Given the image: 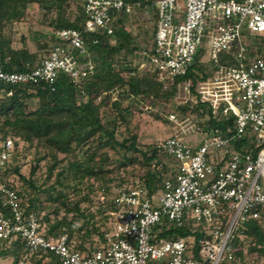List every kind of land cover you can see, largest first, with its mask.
<instances>
[{"label": "built area", "instance_id": "1", "mask_svg": "<svg viewBox=\"0 0 264 264\" xmlns=\"http://www.w3.org/2000/svg\"><path fill=\"white\" fill-rule=\"evenodd\" d=\"M78 1L84 12L83 32H105L110 41L114 14L132 10L125 0ZM155 4L152 44L140 50L139 70L153 73L167 88L206 52L213 72L196 81L194 93L190 81L179 83L181 93L175 100L184 94L192 96L184 101L198 97L213 113L232 117L233 128L225 133L215 128L209 136L191 139L182 130L156 140L153 146L176 161L175 173L162 179L152 196L145 195L137 179L119 188L112 195L117 208L102 227L96 250H79L66 235H45L41 215L25 212L17 189L0 177V252L20 243L24 255L16 264H36L49 253L58 264H241L233 250L237 232L254 221L264 233V0ZM83 32L56 30L60 40H69L67 46L51 48L30 71L7 72L0 64V81L52 83L57 70L74 78L85 75L84 68L94 65L75 57L87 53ZM249 35L263 39L261 54L248 55L244 37ZM222 52H230L233 62L221 63ZM168 119L177 123V114L169 113ZM0 147L2 167L12 155V141L6 139ZM184 225L193 233L190 242L184 236L161 235ZM259 247L262 252L251 255L264 264V244Z\"/></svg>", "mask_w": 264, "mask_h": 264}, {"label": "trees", "instance_id": "2", "mask_svg": "<svg viewBox=\"0 0 264 264\" xmlns=\"http://www.w3.org/2000/svg\"><path fill=\"white\" fill-rule=\"evenodd\" d=\"M125 1L132 5V10L114 14L111 42L110 35L105 32H83L84 12L78 0H0V64L4 71H30L51 48L61 44L67 46L68 39L60 40L55 35L58 29L83 32L87 53H76L75 57L79 62L90 61L94 65L92 69L84 68L86 74L77 78L57 70L52 83L44 80L20 84L0 81V140L10 139L13 144L10 157L13 161L0 167V177L8 186L17 189L25 212L35 211L39 215L43 212L45 235H66L76 241L79 250L99 248L101 229L117 208L111 196L114 185L137 179L145 195L152 196L160 188L161 180L176 171L177 163L172 157L156 149L154 142L140 143L137 133L131 132L129 126L135 111L142 110L141 104L149 108L158 103L163 106L175 104L176 96L181 93L179 83L190 81L194 93L196 81L213 72L209 62L200 61L199 54L186 72L167 88L153 73L139 70L133 62L138 45L126 21L132 17V26L141 29L143 35L146 34L142 29L144 23L148 22L151 32L155 31L156 4L155 0ZM33 4L41 10V16L40 29L29 32L37 49L30 52L25 48L27 37L24 34L21 35L24 47L12 46V26L26 21L29 6ZM147 13L151 14L150 19L146 18ZM262 42L263 39H259L257 43L246 44L248 55L261 54ZM150 46L149 43L147 49ZM224 60L225 63L233 62L230 52L220 53V62L224 63ZM32 103H36L33 108ZM150 112L155 118L163 119L159 113ZM168 112H176L184 119L194 115L196 133L200 131L202 136L211 135L215 128L222 133L233 128L232 117L213 113L210 105L198 97L175 104ZM169 113L164 118L167 123L170 122ZM118 128L122 131H117ZM30 147L39 154L35 159L37 162H47L43 184H49L45 187L31 178L36 166L31 168L29 177L20 173L21 160L27 156ZM14 175L19 177L21 184L10 179ZM41 194H44L43 199ZM94 205L95 210L91 209ZM47 207L51 210L45 213ZM50 213H53L52 219ZM69 213L72 214L70 218ZM244 226L252 241L247 253L260 254L262 248L259 245L264 244L260 225L247 221ZM174 232H177L175 238L193 234L184 225L161 235L171 237ZM11 248L16 264L24 250L20 243H13ZM235 254L240 259L244 255L240 250ZM41 263L58 264V261L49 253L36 259V264Z\"/></svg>", "mask_w": 264, "mask_h": 264}, {"label": "rangeland", "instance_id": "3", "mask_svg": "<svg viewBox=\"0 0 264 264\" xmlns=\"http://www.w3.org/2000/svg\"><path fill=\"white\" fill-rule=\"evenodd\" d=\"M41 16V10L37 8V6L35 4L29 6L28 9V14H27V18L26 21L24 23H14L12 26V46L15 48H21L24 47L23 45V41L21 38V35L24 34L27 38H26V46L25 48L28 49L30 52H34L36 51V44L34 42V40H32V37L29 35L30 29L35 30V29H40V27L38 26V22H39V18ZM151 14L147 13L146 18L150 19ZM133 19L132 17L130 18L129 21H126V26H128L130 28V32L132 33L133 37L135 38V42L138 45V49L135 52V54L133 55V62L135 63V65H139L140 62H142L141 59V55H140V50L141 49H146L148 44H152V38H153V34L154 31L151 32V29L149 28V23H144L143 24V30L146 32L145 35H143L141 29H139L138 27L132 26ZM138 28V29H137ZM42 29H44L45 31H47L48 29H46V27H43ZM10 33V31H8ZM248 38V40H247ZM245 40H247L246 44L247 45H251L254 43H257V41L259 39L255 38L254 36H249V37H244ZM112 40V39H111ZM113 42V40L111 41ZM199 57L200 59L202 58L203 60H205V62L208 61V54L206 52H200L199 53ZM186 98H192L191 95L188 94H184L182 96H180L179 98H177L175 100V104H178L182 101H184ZM175 104H168L166 105H162L158 103V106H152L151 108H149L147 105L141 104V111H135L134 113V117L132 122L130 123V130L131 132H136L137 133V140L142 143V144H147V143H153L156 140H160L163 139L167 136H170L172 134L175 133H179L182 130H186V138L187 139H191V138H201L202 137V133H196L198 132V130L195 127V119L196 117L194 115H190L188 118H182L181 115L177 114V118L178 121L177 123H174L172 121H170L169 123H167L165 121L164 118H166V114L169 113L168 111L170 109H172L173 105ZM32 108L36 106V103H32L31 104ZM157 112L159 113L163 119H157L154 116H152L151 112ZM176 113V112H175ZM117 131H122L121 128H118ZM121 138V137H119ZM2 140H0V146L2 145ZM22 143L20 144L21 147ZM41 149V148H39ZM28 152L26 153L27 156L22 158L21 162H23V164H21L20 167V173L22 175H24L25 177H29V173L32 167L36 166V170L35 173L31 176L32 179H34L36 181V184H41L42 187H45L47 184H49V182H46L45 184H43V181L45 180V175H46V171H47V162L46 160H40V161H36V157L39 155L36 153L34 147H30L28 150ZM41 151V150H39ZM62 156V155H59ZM12 158L9 159L8 162H12ZM7 162V163H8ZM16 175V174H15ZM11 176L10 179H14L16 182L18 183H22V181L19 179L18 176ZM52 181V179L50 180V182ZM127 185V182L124 184H118V185H114L111 188V196L114 195V193H116V191ZM83 187V186H81ZM156 193V192H155ZM154 194V193H153ZM40 197L43 199L44 198V194H41ZM91 209L95 210L96 209V205H94ZM48 210H51V208L48 209V207L46 209H44L45 213L48 212ZM43 215V212L41 214V216ZM71 213L68 214V217H71ZM49 218H53V213L49 214ZM188 221V220H187ZM79 223V222H77ZM106 223V222H105ZM104 226V225H103ZM246 227V226H245ZM185 228V227H184ZM200 229V228H199ZM248 229V228H247ZM247 231V230H246ZM237 232V234L235 235V238L233 239L234 242V246H233V250L234 253L237 250H240L241 252L244 253L242 259H241V264H258L259 263V258H256L254 260V257L250 254L247 253L248 251V246L252 245V241L250 240V237H248L247 232ZM177 232H174V234L171 235L170 238H175L177 237ZM244 235V236H241ZM198 236V234H197ZM185 240L190 242L191 237L190 236H184ZM77 239V238H76ZM247 253V254H246ZM3 258V257H2ZM9 261H11L9 258H6V263L9 264ZM44 264V263H41Z\"/></svg>", "mask_w": 264, "mask_h": 264}, {"label": "crops", "instance_id": "4", "mask_svg": "<svg viewBox=\"0 0 264 264\" xmlns=\"http://www.w3.org/2000/svg\"><path fill=\"white\" fill-rule=\"evenodd\" d=\"M12 251L13 249L10 247L9 249H6V251H3L0 253V264H7L6 258H9L11 260L9 261V264H14L12 256H11Z\"/></svg>", "mask_w": 264, "mask_h": 264}]
</instances>
